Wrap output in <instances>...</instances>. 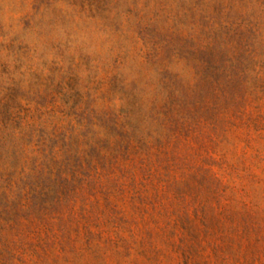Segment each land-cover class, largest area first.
<instances>
[{"label":"rangeland","instance_id":"1","mask_svg":"<svg viewBox=\"0 0 264 264\" xmlns=\"http://www.w3.org/2000/svg\"><path fill=\"white\" fill-rule=\"evenodd\" d=\"M0 264H264V0H0Z\"/></svg>","mask_w":264,"mask_h":264}]
</instances>
